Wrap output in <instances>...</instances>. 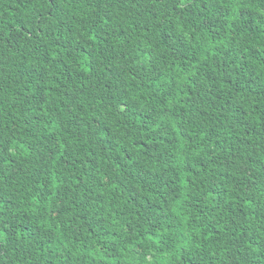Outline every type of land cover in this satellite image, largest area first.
<instances>
[{
	"label": "trees",
	"instance_id": "16d2710c",
	"mask_svg": "<svg viewBox=\"0 0 264 264\" xmlns=\"http://www.w3.org/2000/svg\"><path fill=\"white\" fill-rule=\"evenodd\" d=\"M0 264H264V0H0Z\"/></svg>",
	"mask_w": 264,
	"mask_h": 264
},
{
	"label": "snow or ice",
	"instance_id": "6c2138e0",
	"mask_svg": "<svg viewBox=\"0 0 264 264\" xmlns=\"http://www.w3.org/2000/svg\"><path fill=\"white\" fill-rule=\"evenodd\" d=\"M3 236V230L2 229H0V237H2ZM4 240L3 239H0V254H2L3 253V244H4Z\"/></svg>",
	"mask_w": 264,
	"mask_h": 264
}]
</instances>
